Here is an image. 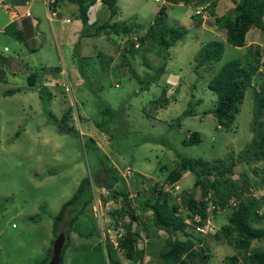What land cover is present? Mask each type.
Instances as JSON below:
<instances>
[{
	"label": "rangeland",
	"instance_id": "obj_1",
	"mask_svg": "<svg viewBox=\"0 0 264 264\" xmlns=\"http://www.w3.org/2000/svg\"><path fill=\"white\" fill-rule=\"evenodd\" d=\"M213 1L175 6L163 0H118L112 20L118 19L117 23L135 34L125 36L121 50L112 44L105 46V42L115 40L112 35L102 32L98 37L106 38L105 41L82 37L75 55H68L69 60L63 50L67 38L58 20L65 14H50L41 0L26 3L33 17L41 15L46 27L43 34L37 31L34 38H19L15 32L17 22L0 32V264H48L41 261L57 237L53 233L54 217L84 178L88 184L80 200L64 213V221L57 227L58 232H64L75 215L69 245L61 254L62 264H109L107 242L113 244L111 259L120 264L133 263L117 246L118 234H124L122 225L129 221L128 217L121 220L118 215H111L121 207L130 208L136 217L132 229L138 235L137 250L143 251V257L134 262L162 264L158 252L168 235L155 230L151 212L144 211L139 200L155 197L156 187L168 191L170 201L179 205L189 194L200 197L199 189L192 191L195 176L189 172L182 173L172 186L167 183L179 157L226 159L227 163L233 159L238 163L230 176L232 180L264 182V160L249 165L244 162L243 153L254 138L249 126L254 91L264 87V51L260 52L259 69L244 94L234 123L218 127L212 114L204 115L216 102L208 82L225 63L234 59L245 63L249 57L247 48L232 47L225 41L223 30L202 31L192 18L199 5L205 8ZM7 4L11 3L4 0L0 5V19H6L10 12L19 16L13 7L3 10ZM162 6H167L169 13L162 21L163 27H178L183 22L182 27L187 30L183 39L167 50L165 58L157 43L146 40L141 45L135 41L146 35ZM214 6L220 16L234 14L235 5L229 0H216ZM67 13L70 16L71 11ZM95 15H90L89 23H99ZM206 21L214 25L211 16ZM2 23L0 20V26ZM250 38V34L246 36L247 40ZM210 41L223 43L222 58L210 68L195 71L194 57ZM33 46L38 49L28 50ZM103 46L110 49L101 50ZM161 66L163 73L146 86ZM56 71L60 73L54 75ZM31 74L35 76L33 86L28 84ZM40 86L50 96L41 95ZM7 91L15 93L4 95ZM197 100L201 103L194 108L195 115L182 118L175 125L188 104ZM68 109L70 118L62 127L59 121ZM68 128L76 133L71 134ZM192 132L200 133L201 142L184 146L182 141ZM108 181L113 182L112 186H107ZM86 199L91 203L83 210ZM231 209L210 218L213 228L208 234L212 235L199 236V246L210 254L205 264H222L232 256L238 257V264L247 260L243 251L220 241L219 233V239L213 237L228 222ZM172 238L186 239L182 232ZM195 238L192 237L196 243ZM252 245L259 249L264 241Z\"/></svg>",
	"mask_w": 264,
	"mask_h": 264
},
{
	"label": "trees",
	"instance_id": "obj_2",
	"mask_svg": "<svg viewBox=\"0 0 264 264\" xmlns=\"http://www.w3.org/2000/svg\"><path fill=\"white\" fill-rule=\"evenodd\" d=\"M25 1L27 0H12L13 5H22ZM117 1L118 0H54V5H51V7L55 12L61 8V6L65 5L61 4V2L76 6L78 11L76 19L80 20L82 23L80 38L98 36L102 32L103 34L112 35L114 38H119L131 34L133 30L127 26L112 21V17L116 15ZM163 1L170 4H194L193 0ZM204 1L207 0H200V2L197 3L200 4ZM229 1L235 5L233 15H218V11H215L214 6L216 0L211 2L205 10L209 16L214 18L215 26L224 30L225 41L232 47L242 48L245 46V36L251 28L264 29L262 22V19L264 18V0ZM97 2H101L103 5L107 6L110 13V19L102 24H94L93 34L88 33V35L87 32L93 27L89 23L90 18L88 10ZM197 3L194 5H197ZM166 9L167 6L159 8L156 19L146 31V35L138 40L141 45L145 44L146 40L157 43L161 48V52L164 54L163 58H165L167 50L175 43L182 40L187 34V30L182 26H162V21H165L167 18ZM25 17L29 18V16ZM192 18L198 23L201 22L199 15H193ZM77 44L78 42L74 46V55L78 46ZM130 44L132 46V43ZM223 52L224 45L222 42L210 41L204 44L194 57L196 62L195 71L201 67H209L218 63L222 58ZM260 52L261 50L259 46H251L247 50L249 57H247L245 63H242V61H239L238 59L225 63L208 82L207 87L216 95V102L214 108L204 112V115L212 114L218 127H228V125L234 123L235 118L238 116L240 112L239 106L243 102L244 94L259 69ZM1 73L2 71L0 69V81L3 80ZM162 73L163 66L159 67L156 70L155 75L149 78L146 86L156 82ZM34 83L35 76L31 74L28 79V84L29 86H33ZM39 91L41 95L46 93L50 96L43 86H40ZM13 94V91H7L4 93V95ZM200 103L201 100H197L195 104L189 103L187 109L182 112L181 117L177 119L175 125L178 126L182 118L194 116V108ZM251 115L249 129L254 134V138L250 144L245 146L243 151V153L245 152L246 154L244 162L249 165L257 164L264 160V87H261L258 91H254ZM69 118L70 109H68L66 114H64L59 121L62 127L65 126V123ZM55 121L57 122L58 120L55 119ZM68 132L71 134L76 133V131L71 128H68ZM200 142V133L192 132L188 138L182 141V144L184 146H190L199 144ZM85 145L86 144L84 143V146ZM179 158V164L176 169L168 175L167 183L172 186V184L181 179L182 173L189 172L195 176L192 191L194 192L195 189H199L200 197L198 198L196 193L189 194V197L182 198V204L179 205L172 200L170 201V194L168 191H165L162 187H156L154 190L156 193L155 197L151 196V199L149 200L145 198L139 200L140 207L144 211L151 212L150 220L155 230L164 232L168 235L158 252V258L161 263L205 264L207 262L210 258V254L207 253L208 251L205 250L206 248L199 246V244L202 243V238H200L202 235L193 232L195 226L193 216L198 215L204 220L208 216L207 209L211 202L214 207V214H218L226 208H232L228 222L220 226L219 231L215 233L214 236L218 238L220 234L222 236L221 241H225L226 244L234 247L238 252L243 251L244 254L247 255L245 264H264V246L259 249H254L252 245V242L264 241V226H259L261 222L264 223V213L259 212L260 205L264 203V195L260 199H256L250 194L251 189L258 186H264V182H256L253 184L248 178L242 179L240 183L232 180L230 176L234 175L233 168L238 163H235L233 159L227 163L226 159L205 161L201 158ZM87 184V179H82L72 197L62 204L57 216L54 217L53 233L55 236L60 233L58 232L57 227L59 222L62 223L64 221V213L80 200L81 194L84 192V187H86ZM112 184V181H108L107 186L110 187ZM160 197H162V199H160ZM231 201L233 203H231ZM90 203L91 200H84L82 204L83 210ZM128 205L130 204L128 203ZM128 209L129 210L121 207L119 211L116 210L111 215L113 216L116 214L121 220L125 217L129 218L126 226L124 224L122 225L124 228V234L118 239L117 246L120 253L124 254L127 259L135 261L136 259L139 260L143 257V251L137 250L138 235L134 233L132 229L136 217L131 214L130 208ZM182 212L185 214L181 215L180 213ZM74 220L75 215H72L68 222V229H65L63 232L66 241L62 252L69 245V238ZM178 232H182L186 239L180 240L178 238H172ZM192 237H196V243ZM54 240L55 239L51 241L50 247L46 250V256L41 262H48L51 256V244ZM106 247L108 248L109 264H120L116 260L110 258V250L113 248V244L107 242ZM238 262V257L232 256L226 257L222 264H238ZM60 264H62L61 255ZM133 264L136 263L133 262Z\"/></svg>",
	"mask_w": 264,
	"mask_h": 264
},
{
	"label": "crops",
	"instance_id": "obj_3",
	"mask_svg": "<svg viewBox=\"0 0 264 264\" xmlns=\"http://www.w3.org/2000/svg\"><path fill=\"white\" fill-rule=\"evenodd\" d=\"M7 3H11V4H7L5 6H2V9L5 10V11H8V9L10 7H13L14 10L18 12L19 16L14 17V15H13L14 12H10V15L8 13V17L6 19L5 18L4 19L3 18L0 19L3 22L2 25L0 26V32L3 31L4 28L6 29V28L10 27L11 25H13V24H15L17 22L18 24L15 26V32H16V34H18L19 38H24V37L25 38H29V36L34 38V36L36 35L37 31H39L40 34H43V31L46 30V27L43 26V24H42L43 22H41L42 21V18L40 17L41 15H38L39 16L38 18L33 17L31 12H30V5H28L26 3V1L22 5H13L12 0H9V2L7 0ZM180 4L183 5L182 3H179V4L175 5V6H179ZM0 5H1V2H0ZM104 6L105 5H103L101 2H97L93 6H91L89 8V11H88L89 18H90L91 14H93V15L96 14L95 17L100 19L98 24H102V23L108 21L110 19L109 18V10H108V8H104ZM4 7H6V8H4ZM105 7H107V6H105ZM59 9H60V11H58V10L56 11L57 16H59V14H62V13L65 14L63 17H59L58 20L60 22L61 29L63 30L62 33H65L64 35H66V38H67L65 40V44H64L65 48L63 50L66 53V58L69 60L70 59L69 56L71 55V53L73 54V50H74L75 44L77 42L80 43V41H81L80 34L82 32V23H80V21L76 19V16H77L76 10H77V8L75 6L66 4V5L61 6V8H59ZM91 10H93L92 11L93 13H91ZM28 11L30 12V17L29 18L25 17V13L28 12ZM67 11H69V12L71 11V13H69L70 16L68 15ZM167 14L169 15L168 12H167ZM181 16H183V14ZM37 19H39L40 22ZM168 19H169V16H168ZM66 20H69V22L68 23L65 22ZM112 21L113 22H119L118 19H115V20H112ZM195 22L197 24H199V26H201L200 29L202 31H206V30L210 29L211 31H213L212 33H214V29H218V27H216L215 24L211 26V23L207 22L206 20H202V18H201V22L200 23H198L196 20H195ZM90 24L93 27H91V29L87 32V34L88 33L89 34H93V28L95 26L94 24L97 25V21L94 22V21L90 20ZM169 26H171V25L169 24ZM176 26H183V22H180ZM171 27H174V26H171ZM221 30H223V29H221ZM211 31H210V33H211ZM223 32H224V30H223ZM132 33L135 34L134 31ZM249 34L251 35V38L249 40H247L246 36L248 38ZM98 36H100V35H98ZM98 36L86 37V38H89V39L95 38L96 39ZM246 36H245V46H244V48L249 49L251 46H259L261 52L264 51V29H258V28H254L253 27L247 32ZM224 37H225V32H224ZM98 39L100 41H105L106 40V38H101V37H98ZM124 39L127 40L125 37H119V38H115V40L105 42L104 44H106L105 46H107V44H112V46H115L117 50H121V47L124 46L123 45V42H125ZM135 41H136V44H137L138 40L135 39ZM77 45L79 46V44H77ZM135 48H139V47L138 46L136 47V45H135ZM242 48H240V49H242ZM37 49H38V46H33V48L31 47V49L29 48L28 50H31V52H34ZM109 49L110 48L107 49L104 46L101 48V50H109ZM123 50H125V49L123 48ZM128 50H130V49H128ZM60 52H61V50H60ZM6 67L9 68V64L8 63H6ZM12 73H13V71H12ZM59 73L60 72L56 71L55 74L54 73L53 74L54 75H58ZM208 235H212V234H208ZM213 237H214L215 240L219 239V238H216V236H214V235H213ZM145 258H147V257H145Z\"/></svg>",
	"mask_w": 264,
	"mask_h": 264
},
{
	"label": "built area",
	"instance_id": "obj_4",
	"mask_svg": "<svg viewBox=\"0 0 264 264\" xmlns=\"http://www.w3.org/2000/svg\"><path fill=\"white\" fill-rule=\"evenodd\" d=\"M41 1L46 6V8L50 12V14L54 13V10H52V7L50 5V4H52L54 2V0H41ZM196 10L197 11H196L195 15H200V17L203 20H205L207 18L208 14H207V12H206L204 7L200 6V7L196 8ZM25 16H30V14L28 12H26ZM262 20H263L262 22H263V25H264V18ZM260 192H264V186L255 187L253 190L251 189L250 194H251L252 197H254L256 199H259V198H261L264 195V194H262L260 197H257V194L260 193ZM231 203H233V202L231 201ZM209 204H210L209 208L207 209L208 216L204 220L198 215L193 216V222L195 224L193 232L195 234L205 235V234H208L210 231H212L213 226L211 225L210 218H212L213 215H214V211H213L214 207H213V204L211 202ZM259 212L260 213H264V208H261L259 210ZM121 236H122V233L118 234V239H120Z\"/></svg>",
	"mask_w": 264,
	"mask_h": 264
},
{
	"label": "water",
	"instance_id": "obj_5",
	"mask_svg": "<svg viewBox=\"0 0 264 264\" xmlns=\"http://www.w3.org/2000/svg\"><path fill=\"white\" fill-rule=\"evenodd\" d=\"M65 243V235L60 232L52 243L51 256L48 264H60V255Z\"/></svg>",
	"mask_w": 264,
	"mask_h": 264
},
{
	"label": "clouds",
	"instance_id": "obj_6",
	"mask_svg": "<svg viewBox=\"0 0 264 264\" xmlns=\"http://www.w3.org/2000/svg\"><path fill=\"white\" fill-rule=\"evenodd\" d=\"M1 2V4L4 2V0H1L0 1ZM201 5H199V7H200ZM208 7V6H207ZM207 7H205V9L207 8ZM207 12V11H206ZM208 14V13H207ZM195 15V14H194ZM209 17V14H208V16H207V18ZM199 18H201L200 17V15H199ZM203 20V19H202ZM206 20V19H205ZM260 199V198H259ZM205 235H207V234H205ZM205 235H203V236H205ZM118 243V242H117ZM149 243V242H148ZM138 245V244H137ZM132 262H134V261H132ZM131 264H133V263H131Z\"/></svg>",
	"mask_w": 264,
	"mask_h": 264
}]
</instances>
